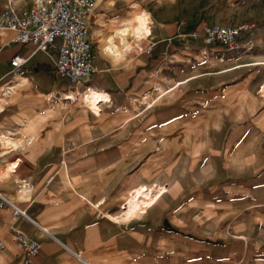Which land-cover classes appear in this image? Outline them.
<instances>
[{"label":"crops","instance_id":"0c3cea01","mask_svg":"<svg viewBox=\"0 0 264 264\" xmlns=\"http://www.w3.org/2000/svg\"><path fill=\"white\" fill-rule=\"evenodd\" d=\"M32 5L33 0H16L13 4L19 11ZM10 6L9 0H0V13ZM106 8H110V0H98L87 18L94 65L98 61L101 72L96 66V72L84 84H72L55 75L56 53L37 50L33 43H15V31L0 29L4 47L0 53V80L11 69L13 56L19 53L28 58L21 70L33 80H44L37 77L33 70L37 68L43 76L50 74L61 80L57 83L71 92L81 93L93 87L99 91L98 102L111 98L100 105L101 113L96 116L101 114V119L81 118L76 110L82 106H78L68 111L67 119L58 120L57 128L48 133H31L36 120H46L40 113L36 120H29L30 133L24 134L13 132L17 107L1 100L0 241L6 243V248L0 253V264H191L192 248L176 245L175 207L179 199L174 195L189 186L204 189L207 169L182 165L184 151L180 144L200 141L201 155L209 151L216 164L223 165L225 141L248 142L257 135L252 120L261 115H237L241 102L247 101L249 108L255 87L264 78L263 73L257 77L253 74L241 81V64L253 68L264 61L257 47L249 51L220 44L207 47L202 39L189 36L164 43L158 53L159 46L155 44L146 62L131 54L128 62L114 63L99 51L100 44L106 46L107 41L101 26L106 23ZM182 59L183 65L179 64ZM140 62L150 65L151 72L142 90L165 79H176L178 72H184V84L191 88L193 101L168 107L169 111L162 115L158 110L148 117L129 118L133 105L125 87L140 86L139 81L131 85L128 80ZM165 67L171 76L164 73ZM24 80L26 84L28 80ZM56 87L52 84V88ZM55 109L61 115L62 109ZM262 110L264 116V103ZM209 111L215 114L209 116ZM186 153L199 157L190 150ZM230 160L238 179L254 175L251 156L238 154L230 156ZM216 172L223 175V167ZM161 173L166 174L165 179ZM149 180L164 181L167 191L142 213L124 217L122 205L131 191L139 184L153 182ZM246 186L253 187L252 183ZM214 188L221 190L220 182ZM2 196L21 213L2 204ZM220 201L215 199V204L220 205ZM204 202L211 201L206 198ZM183 231L180 237L192 236L188 234L190 230ZM18 232L38 243L39 255L31 256L17 244ZM207 235L200 227L197 236ZM203 251L199 254L206 258L207 248Z\"/></svg>","mask_w":264,"mask_h":264},{"label":"rangeland","instance_id":"374dc122","mask_svg":"<svg viewBox=\"0 0 264 264\" xmlns=\"http://www.w3.org/2000/svg\"><path fill=\"white\" fill-rule=\"evenodd\" d=\"M104 13L106 23L101 26H104L103 36L107 40L106 46H108V41L115 37L117 31L129 28L134 30V26L138 24L136 19L138 16L147 14L150 18L148 21L149 31L145 36H134L130 32L129 36L125 38L132 45L133 50L126 54L121 63L128 62L127 58L131 54L138 55L141 61L146 62L148 55L151 56L146 52V48L150 44H158V53L164 43L174 39L189 38L191 31L199 30L204 25H234L243 22L254 25L251 33L255 41L254 48L257 47L259 53L264 56V0H110V8H106ZM95 32L99 33L97 29ZM112 42L116 44L117 48L122 47L119 37L112 39ZM106 46L102 43L99 46V51L103 55H105L103 49ZM179 64H184L183 59ZM96 66L101 72L98 61ZM149 66L140 62L132 69L133 75L128 77L131 85L132 82L139 81L141 83L139 87H133V85L125 87L133 105V110H131L133 115L129 118L148 117L153 111L158 110L162 115L169 111L166 109L168 107L182 106L189 99L193 101V94L190 93L191 88L184 84L182 76L184 72H178L175 75L176 79H165L163 83L155 84L148 90H142L143 83L151 76ZM33 70L38 73V78L44 80H33L21 69L13 71L12 67L0 80V103L2 104V100L4 103L9 102L17 107L16 125L13 132L20 134L48 133L51 128H57L58 120L67 119L66 117L70 115L68 114L69 110L78 106H82L76 110L80 111L81 118H102L101 114L96 116L101 113L97 101L98 96L95 99L98 110L96 112L93 110V112L84 102L83 93L71 92L65 85L62 87V83H57L62 82L61 80L53 78L50 74L43 76L37 68ZM164 70L165 74L171 76L168 68L165 67ZM262 73L264 74V61L260 66L253 68L240 65L241 81L245 82L251 75L255 74L257 77ZM117 78L119 79V77ZM24 79L28 80L26 84L23 83ZM52 84L57 87L52 88ZM5 86L14 88L9 97H4L1 94ZM95 91L99 94L98 90ZM69 94H74L75 99H65ZM254 94L251 97L249 108L247 101L240 103L237 115L240 117H246L249 114L261 115V117L252 120V127L257 135L254 140L248 142L225 141L221 152L223 165L216 164L214 156L209 151L201 155L200 141L193 143V140H187L181 144L179 142L181 151H184L183 157L180 159L182 165L190 168L200 166V168L207 169L204 174L206 177L204 189L189 186L186 189L177 190L174 195L179 199L175 207L177 210L176 245L177 247L190 246L192 248L191 264H264V141H262L264 78L257 83ZM55 108L62 109L61 115L55 112ZM40 113L45 115L44 122L36 120ZM214 114L215 111H209V116ZM30 119L36 120L33 123L34 130L32 129V131L28 128V124L31 123ZM259 137L260 140H258ZM187 150H190V154L196 152L199 157L188 156ZM237 153L240 156H251L255 163L254 175L246 180L238 179L237 175L232 172L230 156H237ZM219 167H223V175L217 174L216 170ZM161 178L165 179L166 174L161 173ZM149 181L153 182L141 184L139 189L131 191L127 199L128 205L127 210L124 211V217L134 209L136 202L146 203L149 207L161 197L163 189L168 188L163 183L164 181ZM219 182L222 189L217 191L214 187ZM153 183L157 186L155 189L147 190L145 188L146 185ZM248 183H252L253 187L248 189L246 186ZM206 198L211 202L205 204ZM215 199L221 200L220 205L215 204ZM179 210L188 212L182 213ZM138 214H133L129 218ZM200 227L207 231V237L197 236ZM180 229L190 230L188 234H192V236L190 238L180 237V234L184 233ZM204 247L207 248L206 258L199 254H203Z\"/></svg>","mask_w":264,"mask_h":264},{"label":"built area","instance_id":"2783aa9c","mask_svg":"<svg viewBox=\"0 0 264 264\" xmlns=\"http://www.w3.org/2000/svg\"><path fill=\"white\" fill-rule=\"evenodd\" d=\"M15 1L9 0L11 6L0 13V29L8 28L15 31L16 37L13 40L15 43H33L37 50L56 53L57 60L54 68L56 76L72 84L87 83L96 72L93 47L88 37L87 18L95 9L97 0H33L32 7L23 11L13 6ZM253 28L254 25L249 22L234 25L207 24L199 30L191 31L189 36L193 39H202L207 47L220 44L232 50L249 51L255 45L254 39L250 37ZM3 48L0 40V53ZM154 49L155 44H150L146 52L151 54ZM27 62V57L17 53L11 60V67L13 71H17ZM94 89L96 90V88L87 87L81 93L85 97ZM13 90V86H5L1 94L9 97ZM101 91L106 93L104 90ZM70 95L73 94L66 95L65 98L74 100ZM110 101L111 98L108 97L99 101L98 105ZM140 186L137 185L132 191L139 189ZM156 187L153 183L146 185L145 188L153 190ZM163 190L166 192L167 189ZM2 199V204H9L15 212L21 213L6 197L2 196ZM127 205L128 201H125L122 205L124 211L127 210ZM15 239L29 255H39L40 247L35 240L22 232H18ZM5 248L6 243L0 241V253Z\"/></svg>","mask_w":264,"mask_h":264},{"label":"clouds","instance_id":"9594fccd","mask_svg":"<svg viewBox=\"0 0 264 264\" xmlns=\"http://www.w3.org/2000/svg\"><path fill=\"white\" fill-rule=\"evenodd\" d=\"M136 19L139 23V27L135 28L134 30L129 28L123 31H117L115 33V37L112 38L115 39L116 37H119L120 45L122 46L121 48H117V46L112 42V39H110L108 41V46L103 49L104 54L106 56H109L114 63H119L125 58L127 53L133 50L132 45L129 44L125 38L129 36L130 32L132 35L138 36L142 32L150 18L147 14H145L142 16H138Z\"/></svg>","mask_w":264,"mask_h":264},{"label":"bare ground","instance_id":"6f19581e","mask_svg":"<svg viewBox=\"0 0 264 264\" xmlns=\"http://www.w3.org/2000/svg\"><path fill=\"white\" fill-rule=\"evenodd\" d=\"M145 15V14H144ZM137 23H138V21H137ZM137 27H139V23L138 24H136L135 26H134V29L135 28H137ZM125 30V29H124ZM123 31V30H122ZM148 31H149V24H148V22L146 23V25H145V27H144V29L142 30V32L138 35V36H145L147 33H148ZM116 45V44H115ZM73 99H75V95L73 94V95H70ZM97 96H98V93L95 91V90H91V92L89 93V95H87V96H85L84 97V102L88 105V108H90V109H92V110H94L95 112L98 110L97 108H96V102H95V99L97 98ZM67 97V96H66ZM65 99H69V97L68 98H65ZM85 104V105H86ZM1 107V106H0ZM8 143V142H7ZM6 143V144H7ZM11 144H13V146H17V143H15V142H11ZM147 208V205H146V203H143V204H141V203H139V202H136V205L134 206V209L132 210V211H129L126 215V217H129V216H132L133 214H138V213H141V212H143L145 209Z\"/></svg>","mask_w":264,"mask_h":264}]
</instances>
